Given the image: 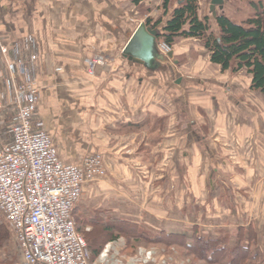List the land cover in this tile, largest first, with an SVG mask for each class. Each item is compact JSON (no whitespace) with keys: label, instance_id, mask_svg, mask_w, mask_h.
<instances>
[{"label":"crops","instance_id":"0c3cea01","mask_svg":"<svg viewBox=\"0 0 264 264\" xmlns=\"http://www.w3.org/2000/svg\"><path fill=\"white\" fill-rule=\"evenodd\" d=\"M128 2L0 0V130L13 97L11 76L29 75L39 86L36 125L59 159L103 157L107 174L84 185L75 215L170 232L171 220L186 216L188 189L189 203L206 210L221 187L231 191L229 217L244 224L252 205L264 207V122L252 114L264 108V97L250 89L248 76L239 83L237 74L212 66L199 40L175 44L172 58L157 53L151 67L125 58L124 47L145 22L138 16L154 15ZM167 17L156 13L157 28ZM95 57L105 65L90 77L86 61ZM203 217L205 226L216 220L213 228L221 221L218 212ZM123 246L108 244L92 264L121 261Z\"/></svg>","mask_w":264,"mask_h":264},{"label":"built area","instance_id":"2783aa9c","mask_svg":"<svg viewBox=\"0 0 264 264\" xmlns=\"http://www.w3.org/2000/svg\"><path fill=\"white\" fill-rule=\"evenodd\" d=\"M158 49L170 51L164 43ZM35 58L31 54L30 63ZM104 65L100 57L87 60V74L94 77L96 68ZM11 90V124L0 131V214L13 233L17 264H90L72 211L84 185L105 177L103 157L95 153L76 164L62 162L49 135L36 125L35 79L12 75Z\"/></svg>","mask_w":264,"mask_h":264},{"label":"trees","instance_id":"16d2710c","mask_svg":"<svg viewBox=\"0 0 264 264\" xmlns=\"http://www.w3.org/2000/svg\"><path fill=\"white\" fill-rule=\"evenodd\" d=\"M173 1L162 0L161 9L164 16L168 14V17L157 40H161L169 48L180 39L199 40L208 52L212 66L219 67L221 72H229L231 75L245 72L250 80V89L260 92L264 97V0H234L238 14L232 17L221 12L214 17L217 33L211 30L207 17H200L198 0H176V6H173ZM143 2L144 0H132L134 6H139L142 15L148 13V9L143 7ZM242 15H245L244 20L235 19ZM145 23L153 28L161 24L149 18ZM74 212L75 208L72 218ZM75 218H78L76 221L80 224L78 228L81 233L76 228L75 230L86 242L90 264L99 259L108 244L120 238L126 240V250L144 244L170 250L179 248L185 264H264L262 257L251 250L257 244V234L251 225L246 229L236 228L230 235L208 238L197 235L195 231L191 234L164 231L150 234L135 223L99 218L98 215L91 221L81 220L77 216ZM96 226L103 229L100 246L94 239L89 242L85 235L90 239L96 237ZM8 241V230L4 225H0V250Z\"/></svg>","mask_w":264,"mask_h":264},{"label":"rangeland","instance_id":"374dc122","mask_svg":"<svg viewBox=\"0 0 264 264\" xmlns=\"http://www.w3.org/2000/svg\"><path fill=\"white\" fill-rule=\"evenodd\" d=\"M129 1V2H128ZM132 0H124V2H128L131 3ZM210 1L211 0H198V4H199V15L201 16H208V20L210 23V28L214 33H217V31L215 32L214 29H216L215 27V22H214V17L216 15H219L221 12L225 13L227 16H232L234 17L236 14H238L235 10L237 9L236 5L234 4V0H224L223 3V7L222 10H218L217 7L213 8V10L211 11V13H209V6H210ZM256 1V0H255ZM176 0L173 1V6H176ZM161 5H162V0H149V3L147 4H143L144 8H147L149 12H154V15L152 17H139V19H143L144 21L149 18L151 19L153 22L155 21V16L156 13L158 11L161 10ZM140 9V8H139ZM150 9V10H149ZM142 12V11H141ZM235 19L237 21H241L245 19V15L242 16H238L235 17ZM161 23V21H159ZM161 27V26H160ZM158 27L157 29L159 31H161V28ZM157 42L159 44L163 43L161 40H157ZM179 42H182V39L178 40L176 42V44H178ZM175 46V45H174ZM169 48L170 51H173L175 47ZM205 65H207L205 63ZM211 67V66H210ZM217 74H214L213 72L210 71V77H216ZM236 76L239 77L240 81L239 83H245L246 82V73L245 72H240L238 73ZM255 112V114H257V116H259L261 118V123L264 122V108H261L259 111L258 109H252V114ZM8 120L6 121L5 125L3 126V128L0 130L1 133H4L6 131V129H9L10 127V121L12 119V110H10L8 112ZM264 160V157H263ZM264 165V164H263ZM107 174V173H106ZM104 180V178L102 179ZM209 190V188H208ZM214 191V189H213ZM224 191V192H223ZM218 192L219 194L218 196V201L216 200L215 202L212 203V205H208L206 210H207V215L209 216V213L211 211V213H219L220 217H221V221L219 222L218 226H216V228H213V226L210 227V225H214V222L216 221H210L209 223H207L208 225L205 226L203 225V223L207 222L204 217L203 214H206V210L203 209V205L201 204H197L195 205L194 203H189V200H191V197H193L191 195L192 193V189H188V194L187 197L191 196L190 198H188V205H187V213L185 217H181L183 219H181V221L178 220H171V228H170V232L168 233H183V234H191L197 232V235L203 236V237H215L217 235H224V234H232V232L235 231L236 228L239 227H243V228H247L248 226H252L253 230L256 231L257 237V244L255 247H253L251 250L252 252L259 254L262 257V260L264 262V207L263 204H257V205H252L253 208L251 210L250 213V218L248 220L244 221V224L239 225L238 221L233 220L229 217V213L228 210L230 211V214L232 215V210H235V207H231L232 205H230V199L232 196L229 194V192H231L229 190V188H218ZM222 192V193H221ZM226 193V194H225ZM212 194V193H211ZM210 194V196H211ZM232 194V193H231ZM82 198V196H81ZM81 198L79 199L77 205L80 203ZM76 205V207H77ZM259 209H263L261 212ZM221 213V214H220ZM77 215H75V212L73 213V221L75 224V228L76 230L81 233V229L78 228L80 226V224L78 225L77 223V219L75 218ZM79 217V216H77ZM208 219V217H205ZM81 220L83 218H80ZM84 220V219H83ZM132 223H135L137 225L140 226V228H142L143 230L149 232L150 234H155V233H159L160 231H164L166 232V228L165 230H162V228H158L157 225H155V229L152 228H147L145 226H142L141 224H139L138 222H135L133 220H126ZM165 223H167V220L165 221ZM0 225H4L6 227V229L8 230L9 233V241L8 243L4 246L3 249L0 250V264H17L19 261V253L17 250V245L16 242L14 240L13 237V233L10 230V228H8V226H6V223L4 222L3 217L0 214ZM80 229V230H79ZM95 234L96 237L94 236L93 238L91 237V239L88 237L87 234H85L87 237L86 239L89 240H93L95 241L96 244H98V246H100V240L101 237H103V229L102 227H95ZM100 234V235H98ZM122 243L125 244L126 240L120 238L119 239ZM90 242V241H89ZM142 249L144 252L145 251H150L151 254L146 255L143 254L144 252H141V255L139 253V250ZM165 250V251H163ZM138 254L140 256H138ZM150 256H152V259H149ZM119 257L121 261H111V264H185V262L183 261L182 258V251L179 248H173V249H162V247L159 246H152V245H138L136 247H134L133 249H125V247L123 246L122 250L119 252ZM135 260H137V262H135ZM194 261V260H193ZM194 264V263H193Z\"/></svg>","mask_w":264,"mask_h":264},{"label":"water","instance_id":"95a60500","mask_svg":"<svg viewBox=\"0 0 264 264\" xmlns=\"http://www.w3.org/2000/svg\"><path fill=\"white\" fill-rule=\"evenodd\" d=\"M224 0H211L210 7H223ZM160 36L157 28L141 23L129 39L123 49V56L130 60H136L143 63L147 67H151L153 59L157 56L156 40ZM168 58H172V53L167 54Z\"/></svg>","mask_w":264,"mask_h":264}]
</instances>
